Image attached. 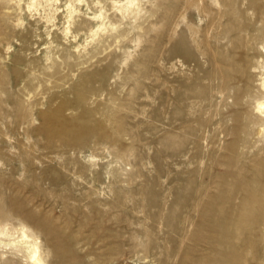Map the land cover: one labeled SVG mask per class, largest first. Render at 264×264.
<instances>
[{
    "label": "rangeland",
    "instance_id": "1",
    "mask_svg": "<svg viewBox=\"0 0 264 264\" xmlns=\"http://www.w3.org/2000/svg\"><path fill=\"white\" fill-rule=\"evenodd\" d=\"M57 1L0 0V264L21 227L45 264H264V0Z\"/></svg>",
    "mask_w": 264,
    "mask_h": 264
},
{
    "label": "bare ground",
    "instance_id": "2",
    "mask_svg": "<svg viewBox=\"0 0 264 264\" xmlns=\"http://www.w3.org/2000/svg\"><path fill=\"white\" fill-rule=\"evenodd\" d=\"M37 2V1H36ZM56 2H58L57 0H56ZM58 4V3H57ZM68 6V5H67ZM68 8V7H67ZM73 18V17H72ZM48 20V19H47ZM84 21V20H83ZM83 21H81L80 20V22H83ZM47 22V21H46ZM52 22V21H51ZM50 24V23H49ZM54 26V25H53ZM70 26V25H69ZM55 27V26H54ZM11 28V27H10ZM44 28H46V27H44ZM66 28V27H65ZM77 28V27H76ZM79 28V27H78ZM82 28V27H81ZM37 29V28H36ZM54 29V28H53ZM70 29H71V27H70ZM49 30V29H48ZM65 30H67L68 32H69V30H68V27L65 29ZM77 30L78 29H74L72 32H69V33H78L77 32ZM81 30V29H80ZM3 33V32H2ZM46 33V32H45ZM49 33V32H48ZM51 33V32H50ZM6 34H7V32L5 33V35L4 36H6ZM65 34H67V33H65ZM92 34V33H91ZM3 35V34H2ZM78 35V34H77ZM47 36V35H46ZM49 36V35H48ZM70 36V35H69ZM75 36V35H74ZM73 37V36H72ZM71 37V38H72ZM74 38V37H73ZM3 39V38H2ZM5 40V39H4ZM68 40V39H67ZM73 41V40H72ZM75 41V40H74ZM4 42H3V40H1L0 39V44H3ZM69 43V42H68ZM80 46V45H79ZM72 47V46H71ZM75 48V47H74ZM77 48V47H76ZM251 48V47H250ZM103 49V48H102ZM255 50H257L256 51V54L255 55H252V56H254L255 57V59H254V63L253 64H251L250 65V69H249V71L247 70V72L250 74V75H253V76H256L257 77V83L255 84L256 85V87H258L257 88V92H256V94L254 95V97H253V99L252 100H250V99H248L249 100V102H247V104L249 103L250 104V111L248 112L249 114H250V116H254V120H251V122H252V124H255L256 125V127H257V130H256V133L258 134V137H259V135H263L262 133L264 132V130H262L261 129V127H262V124H264V43L263 42H261V44L258 46V47H256V48H254ZM73 50V49H72ZM71 48L70 47H66V53H71ZM75 51H76V49H74ZM101 50V49H100ZM102 51V50H101ZM263 53H262V52ZM248 55V54H247ZM226 60V59H225ZM224 60V61H225ZM245 61H246V59H245ZM225 63H228V61L227 62H225ZM180 64V63H179ZM0 68H1V66H0ZM241 68V67H240ZM238 68L239 69V71L241 72V73H243L244 72V70L241 68ZM3 70H1L0 69V104H5V102H6V100H5V98H4V94H3V91H4V87H2L3 85H2V77H3ZM253 73V74H252ZM63 77V76H62ZM5 80V79H4ZM60 86V85H59ZM6 90V89H5ZM11 94V93H10ZM9 95V94H8ZM7 96V95H6ZM9 97V96H8ZM9 100H10V98H9ZM239 112V111H238ZM237 112V113H238ZM240 115V114H239ZM1 116V115H0ZM259 124H261L260 126H259ZM259 139V138H258ZM258 141V140H257ZM260 141V140H259ZM7 229V228H6ZM9 229V228H8ZM1 234L3 235V236H8L9 235V231L8 232H6L4 229H2L1 228ZM10 231H11V229H10ZM19 231H20V233L18 234V235H20L19 236V240H14L13 238L11 239L10 238V242L9 243H6V245H10L11 246V248L13 247H15L14 249V251H16L17 249V245H20V244H18L19 242L21 243V244H23L24 245V249L25 250H28L29 251V263L30 264H45L44 262H43V260H42V257L40 256V249H39V246L37 245V242L35 241V239H33V236L31 235V234H28L27 233V230L24 228V227H21V228H19ZM18 231V232H19ZM13 232V231H12ZM0 234V235H1ZM17 235V236H18ZM10 236V235H9ZM8 236V237H9ZM12 237V236H11ZM15 238V237H14ZM4 241V240H3ZM1 243V242H0ZM22 247V246H21ZM19 249H21V248H19ZM23 249V248H22ZM13 251V252H14ZM21 251V250H20ZM19 251L17 250V253H18Z\"/></svg>",
    "mask_w": 264,
    "mask_h": 264
}]
</instances>
